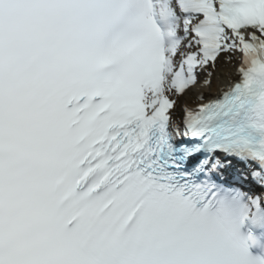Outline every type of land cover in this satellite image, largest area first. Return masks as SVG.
Masks as SVG:
<instances>
[{
	"label": "snow or ice",
	"instance_id": "obj_1",
	"mask_svg": "<svg viewBox=\"0 0 264 264\" xmlns=\"http://www.w3.org/2000/svg\"><path fill=\"white\" fill-rule=\"evenodd\" d=\"M261 237L264 0H0V264H264Z\"/></svg>",
	"mask_w": 264,
	"mask_h": 264
},
{
	"label": "bare ground",
	"instance_id": "obj_2",
	"mask_svg": "<svg viewBox=\"0 0 264 264\" xmlns=\"http://www.w3.org/2000/svg\"><path fill=\"white\" fill-rule=\"evenodd\" d=\"M235 65H219L212 77V86L204 89L205 93L218 94L219 89L228 87L229 76H234Z\"/></svg>",
	"mask_w": 264,
	"mask_h": 264
},
{
	"label": "rangeland",
	"instance_id": "obj_3",
	"mask_svg": "<svg viewBox=\"0 0 264 264\" xmlns=\"http://www.w3.org/2000/svg\"><path fill=\"white\" fill-rule=\"evenodd\" d=\"M218 67H219V66H218ZM218 67H217V68H218Z\"/></svg>",
	"mask_w": 264,
	"mask_h": 264
}]
</instances>
